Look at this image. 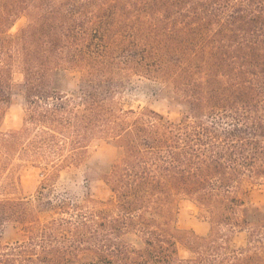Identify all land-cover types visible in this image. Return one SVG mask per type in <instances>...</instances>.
I'll list each match as a JSON object with an SVG mask.
<instances>
[{"label":"trees","instance_id":"16d2710c","mask_svg":"<svg viewBox=\"0 0 264 264\" xmlns=\"http://www.w3.org/2000/svg\"><path fill=\"white\" fill-rule=\"evenodd\" d=\"M134 77L163 82L178 117L123 109ZM13 100L22 124L2 131ZM97 141L111 154L86 181L111 201L17 196V158L53 146L63 168ZM248 178L264 182V0H0V228L21 231L0 264H264ZM182 198L205 235L177 226Z\"/></svg>","mask_w":264,"mask_h":264},{"label":"rangeland","instance_id":"374dc122","mask_svg":"<svg viewBox=\"0 0 264 264\" xmlns=\"http://www.w3.org/2000/svg\"><path fill=\"white\" fill-rule=\"evenodd\" d=\"M24 18L16 21L11 32L16 31L24 24ZM69 77L71 74H68ZM20 74L15 73L13 79L20 81ZM66 79L63 77V82ZM64 90L66 86L62 87ZM165 84L161 81L145 77H134L125 85L119 94V101L123 109L139 110L150 107L162 114L165 119L174 120L178 117L177 109L168 107L163 101ZM69 92V90H68ZM70 94V93H69ZM23 108L18 101H11L5 108L2 131H8L22 124ZM68 151H57L53 146L46 151L45 159L39 162H30L25 158H17V171L19 179L18 197L25 200H34L36 191L45 186L43 190L46 196L53 200L70 199L81 201L87 196L98 200L111 201L113 194L109 187L102 182L86 181L87 166H104L111 154V147L105 141H97L84 150L74 152L73 161L63 168L57 167L62 155H68ZM24 160H23V159ZM54 174L51 179L49 176ZM47 192V193H46ZM49 192V193H48ZM241 194L246 206H264V182L252 178L245 179L241 184ZM176 224L183 230H193L198 235H205L208 230L206 222L199 219L195 205L187 198L179 201L176 214ZM21 237L20 229L11 223H6L0 228V244L7 245ZM136 244H140L134 239ZM182 256H188L189 252L182 246L179 247Z\"/></svg>","mask_w":264,"mask_h":264}]
</instances>
